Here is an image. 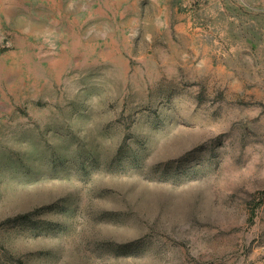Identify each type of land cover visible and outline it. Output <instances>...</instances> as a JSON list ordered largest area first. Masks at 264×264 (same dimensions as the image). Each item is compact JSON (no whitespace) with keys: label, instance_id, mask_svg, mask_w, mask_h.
Listing matches in <instances>:
<instances>
[{"label":"rangeland","instance_id":"1","mask_svg":"<svg viewBox=\"0 0 264 264\" xmlns=\"http://www.w3.org/2000/svg\"><path fill=\"white\" fill-rule=\"evenodd\" d=\"M64 1L0 0V264H264V0Z\"/></svg>","mask_w":264,"mask_h":264},{"label":"crops","instance_id":"2","mask_svg":"<svg viewBox=\"0 0 264 264\" xmlns=\"http://www.w3.org/2000/svg\"><path fill=\"white\" fill-rule=\"evenodd\" d=\"M44 2L45 3H47V5L48 6H50V7H56V6H64L63 8L65 9L64 10V14H67V15H70V13L68 12V11H70V9H69V3L68 4H66L65 3V1L64 0H44ZM43 3V2H42ZM41 3V4H42ZM40 4V5H41ZM77 7H76V4H72L71 5V12H76V9ZM59 13H61L60 11H59ZM55 14V13H54ZM49 23V22H48ZM55 23V22H54ZM52 28H54V30H59V31H61V29H60V27L59 26H53ZM46 31H48V30H50V29H45ZM45 31V32H46ZM55 31V32H56Z\"/></svg>","mask_w":264,"mask_h":264}]
</instances>
